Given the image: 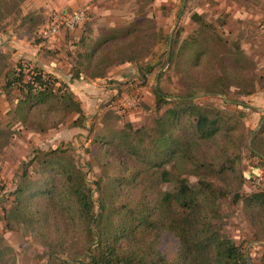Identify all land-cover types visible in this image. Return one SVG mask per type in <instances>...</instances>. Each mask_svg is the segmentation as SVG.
Segmentation results:
<instances>
[{
    "label": "rangeland",
    "instance_id": "374dc122",
    "mask_svg": "<svg viewBox=\"0 0 264 264\" xmlns=\"http://www.w3.org/2000/svg\"><path fill=\"white\" fill-rule=\"evenodd\" d=\"M17 1L21 15L32 17L34 35L27 38L19 16L7 18L8 32L0 34V87L1 70L15 65L18 51L28 55L20 59H30L69 85L85 120L73 124L78 118L74 111L57 109L42 117L35 109L24 127L13 107L16 92L6 97L0 90V264H61V259L79 258L88 244L83 227L59 217L54 231L38 225L32 229L13 211L16 187L24 181L42 185V162L55 149L84 175L95 212L98 201L109 209L133 206L144 194L172 192L178 176L191 185L199 180L213 184L221 194L215 227L252 264H260L264 212L246 208L236 196L264 191V0H80L66 15L83 11V22L48 40L40 32L60 14V2L47 11L36 0ZM194 14L207 24L199 58L191 50L194 45L182 48L196 36ZM76 67L83 79L70 82L67 74ZM156 93L166 101L159 111ZM186 97L219 117L221 129L209 142H192L193 161L164 166L169 182L117 140L110 144L109 135L121 132L143 153L161 130L159 116L174 106L182 110ZM193 123L186 114L177 119L180 132L191 138ZM55 180L60 185V178ZM176 245L171 236L158 241L166 256Z\"/></svg>",
    "mask_w": 264,
    "mask_h": 264
},
{
    "label": "trees",
    "instance_id": "16d2710c",
    "mask_svg": "<svg viewBox=\"0 0 264 264\" xmlns=\"http://www.w3.org/2000/svg\"><path fill=\"white\" fill-rule=\"evenodd\" d=\"M12 14L19 16L22 27L26 25L27 38L34 35V27H30L33 19L30 15H21L17 0H0V34L8 32L7 18ZM191 18L199 27L193 40L182 48L194 45L191 50L199 58L207 24L199 15L194 14ZM62 31L69 32L66 29ZM170 44L173 45L171 49L176 45L175 41ZM92 54L86 55L84 60L91 58ZM167 60H171L170 56ZM4 65L7 66V63ZM27 75L28 81L25 80ZM67 75L70 82L83 79L78 67L71 69ZM1 80L0 90L6 97L16 92V98L12 99L13 107L24 127L35 109L42 117L57 109L66 113L74 111L78 118L73 124H81L85 120L80 103L69 85L51 73L43 72L30 60L17 59L12 68L5 67L4 71L1 70ZM155 95L158 103L156 109L159 111L166 101L158 93ZM189 99L191 97L181 98L182 110L174 106L159 116L161 130L153 137L152 147L143 153L133 145L128 135L121 132L109 135L110 144L117 140V145L123 150L156 169L163 182H169V174L163 169L164 166L175 160L193 161L190 150L192 142H209L221 129L219 117L212 118L203 105ZM180 114L194 118L192 138L178 129ZM127 127L131 128L129 125ZM3 138L4 132L0 129V144ZM103 139L95 142L99 144ZM63 154L59 149L47 154L46 160L42 162V172L45 174L42 185L32 187V183L24 181L13 193V211L32 229L38 225L54 231L59 217L67 225L85 229L89 238L87 247L85 245L79 258L70 261L61 259V264H252L244 250L232 239L222 235L213 223L218 213L217 202L221 197L213 184L199 180L191 185L178 176L174 179L172 192L155 196L144 194V199L133 206L121 204L109 209L98 201V210L95 212L92 190L84 175ZM199 167L204 166L201 163ZM220 172L223 173L224 169ZM56 177L60 178V185L56 184ZM118 181L121 182L120 179ZM236 198L246 208L264 212V191L245 197L237 195ZM164 236L176 240V248L169 256L159 250L158 241ZM260 264H264V251Z\"/></svg>",
    "mask_w": 264,
    "mask_h": 264
},
{
    "label": "built area",
    "instance_id": "2783aa9c",
    "mask_svg": "<svg viewBox=\"0 0 264 264\" xmlns=\"http://www.w3.org/2000/svg\"><path fill=\"white\" fill-rule=\"evenodd\" d=\"M83 11H75L70 15L58 14L54 15L51 22L41 30L40 37L44 40H48L62 32L63 29L73 30L74 27L80 25L84 20Z\"/></svg>",
    "mask_w": 264,
    "mask_h": 264
},
{
    "label": "crops",
    "instance_id": "0c3cea01",
    "mask_svg": "<svg viewBox=\"0 0 264 264\" xmlns=\"http://www.w3.org/2000/svg\"><path fill=\"white\" fill-rule=\"evenodd\" d=\"M57 2H60V14H64V15L67 13L68 9H75V8L78 7V4L81 3L80 0H36V4H39V6L44 7V9L47 10V11H52L54 8H56L55 4ZM61 33H64V31L60 32L59 34H61ZM14 54H18V58L17 59H20L23 56L24 57L28 56V55L20 54L18 51H14ZM28 60H30V59H28ZM33 60H34L33 62L36 63L38 59L37 58H33Z\"/></svg>",
    "mask_w": 264,
    "mask_h": 264
}]
</instances>
